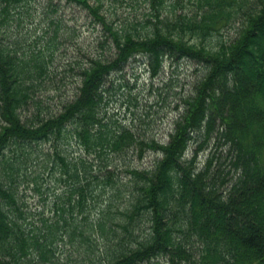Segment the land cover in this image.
Returning <instances> with one entry per match:
<instances>
[{
  "label": "trees",
  "instance_id": "obj_1",
  "mask_svg": "<svg viewBox=\"0 0 264 264\" xmlns=\"http://www.w3.org/2000/svg\"><path fill=\"white\" fill-rule=\"evenodd\" d=\"M22 1L0 0V25ZM69 1L93 16L102 31L98 45L109 41L112 53L88 60L79 72L76 97L57 114L41 115L34 96V81L45 70L47 57L33 53L25 61L0 46V264H46L52 260L54 242L64 236L84 243L93 264H140L175 255L187 263L194 259L191 264H264V0H193L195 11L182 8L176 14L163 13L164 0H141L151 17L143 32L134 33L113 27L100 11L102 0ZM240 18L230 42L202 43L205 35ZM137 54L145 57L152 76L164 56L204 68L165 143L139 137L126 127H109L100 109L106 76ZM30 105L38 113L34 120L22 119ZM68 138L95 160L129 150H136L139 158L144 150L161 157L152 169L127 170L124 191L129 199L122 207L107 202L90 211L94 206L86 203L94 200L99 187L110 186L116 194L121 189L109 165H99L102 174L91 175L93 163L69 157ZM211 139L216 146H228L237 174L225 192L209 181L214 154L202 168L194 166L202 144ZM37 142L51 145L68 187L65 199L55 204V218L43 221L41 229L22 222L14 186L28 162V145ZM191 143L193 152L185 158ZM144 217L148 232L139 239L136 233ZM98 240L103 244L98 246ZM194 242L196 256L187 246ZM32 252L38 260L29 256Z\"/></svg>",
  "mask_w": 264,
  "mask_h": 264
},
{
  "label": "rangeland",
  "instance_id": "obj_2",
  "mask_svg": "<svg viewBox=\"0 0 264 264\" xmlns=\"http://www.w3.org/2000/svg\"><path fill=\"white\" fill-rule=\"evenodd\" d=\"M182 8L185 11H195L196 7L193 0H164L162 10L163 13L168 11L176 14ZM100 11L113 27H125L133 33L143 32L146 19L151 17L149 6L141 0H102ZM240 20L241 18L230 21L218 33L205 35L202 43L216 45L230 42L237 35ZM101 35V26L86 8L76 2L23 0L16 7L10 8L5 21L1 23L0 46L16 51L25 61H29L33 53L44 54V59L47 57L45 70L34 81L37 90L34 96L41 103L38 106L41 115L57 114L64 103L76 97L81 84L79 72L88 65V60L93 56L111 55L109 41L103 38L102 41L105 42L102 46L98 45ZM203 74L204 68L198 63L164 56L157 73L152 76L145 57L142 54L134 55L121 70L113 71L105 78L100 108L104 121L109 127H126L139 137L165 143L174 122L185 109L184 99L193 94L194 85ZM36 109L35 105H30L22 113V119L27 117L34 120L33 116L38 113ZM193 147L191 143L185 158L191 157ZM27 151L28 162L15 179L14 186L24 212L22 222L27 227L41 229L43 221L55 218V204L60 199H65L64 193L68 187L63 181L66 176L61 174L50 144L32 143L28 145ZM66 154L75 161L86 162V165L93 163L91 175H99L101 172L98 169L104 165L115 170L114 179L121 192L116 194L110 186L99 187L94 193V200L86 203L90 207L94 206L90 211L100 209L107 202H111L112 206L122 207L129 199L124 191L129 181L127 170L152 169L155 158L161 157V154L144 150L139 158L136 150H129L120 157L105 154L95 160L79 150L75 140L71 138H68ZM210 154H214V160L211 163L209 181L225 192L237 175L231 166L228 146H216L213 139L203 143L195 157L194 166L202 168ZM80 176L84 179V174L80 173ZM88 179L89 177L87 181ZM58 196L61 198L58 199ZM68 216L66 217L69 218ZM148 226L144 217L136 233L139 239L147 234ZM95 243L99 246L103 241ZM187 246L192 248L193 255L196 256L198 243ZM85 250L86 245L76 238H57L53 244L52 260L46 264H93ZM35 252L29 256L38 260ZM192 260L187 263L176 255L161 256L140 264H191Z\"/></svg>",
  "mask_w": 264,
  "mask_h": 264
}]
</instances>
